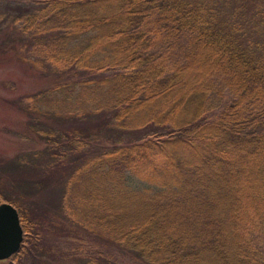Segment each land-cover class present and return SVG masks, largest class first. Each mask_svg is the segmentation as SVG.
Returning <instances> with one entry per match:
<instances>
[{"label":"trees","instance_id":"16d2710c","mask_svg":"<svg viewBox=\"0 0 264 264\" xmlns=\"http://www.w3.org/2000/svg\"><path fill=\"white\" fill-rule=\"evenodd\" d=\"M206 3L14 8L24 33L45 36L34 52L56 67L39 77L53 89L34 105L64 117L28 126L45 142L49 171L86 161L71 188L73 218L144 264H264V50L244 49L232 15L220 20ZM21 193L0 192L26 232L22 249L0 264L38 243ZM110 256L95 262L121 264Z\"/></svg>","mask_w":264,"mask_h":264},{"label":"rangeland","instance_id":"374dc122","mask_svg":"<svg viewBox=\"0 0 264 264\" xmlns=\"http://www.w3.org/2000/svg\"><path fill=\"white\" fill-rule=\"evenodd\" d=\"M25 1L31 4V0H0V192L14 190L25 195L21 202L29 209L37 229L31 239L33 242L38 239L36 247L25 243L27 248L22 260L12 263L97 264V256L111 257V254L121 264H144L133 251L111 242L103 231L92 230L73 218L76 203L71 200V188L86 161L71 162L72 165L67 167L62 164L58 168L52 166L49 171L43 155L45 142L37 136V131L28 129L31 121L49 123L51 120L46 121L44 116L53 115L59 119L64 114L46 112L34 105L35 95L53 89L49 81L44 83L39 77L55 76L53 69L56 67L34 52L36 40L45 36L24 33L21 23L12 21L13 14L17 13L14 8ZM204 1L221 15L220 20L232 15L235 21L232 28L238 29L237 41L244 49L264 50V0ZM227 102L228 99L225 104ZM89 116L91 124L94 115L90 113ZM69 125L55 124L61 129H67ZM13 161L26 170L12 169L9 164ZM15 175L19 180H15ZM23 177H29L27 182L24 183ZM3 203L7 202L1 195L0 204ZM258 245L263 247L264 243L259 240Z\"/></svg>","mask_w":264,"mask_h":264},{"label":"water","instance_id":"95a60500","mask_svg":"<svg viewBox=\"0 0 264 264\" xmlns=\"http://www.w3.org/2000/svg\"><path fill=\"white\" fill-rule=\"evenodd\" d=\"M23 240L24 230L17 209L11 203L0 204V261L17 254Z\"/></svg>","mask_w":264,"mask_h":264},{"label":"bare ground","instance_id":"6f19581e","mask_svg":"<svg viewBox=\"0 0 264 264\" xmlns=\"http://www.w3.org/2000/svg\"><path fill=\"white\" fill-rule=\"evenodd\" d=\"M137 180V179H136ZM138 182V181H137ZM140 190V189H139ZM146 190V189H145ZM13 204V203H12ZM18 213H19V211H18ZM25 232V231H24ZM26 233V232H25Z\"/></svg>","mask_w":264,"mask_h":264}]
</instances>
